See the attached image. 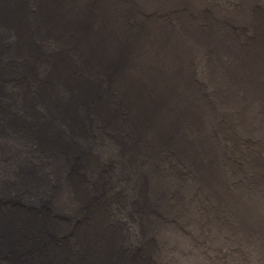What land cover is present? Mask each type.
<instances>
[{
    "label": "bare ground",
    "instance_id": "obj_1",
    "mask_svg": "<svg viewBox=\"0 0 264 264\" xmlns=\"http://www.w3.org/2000/svg\"><path fill=\"white\" fill-rule=\"evenodd\" d=\"M176 1L0 0V264H192L190 242L241 244L236 225L262 237L253 211L244 223L235 211L247 184L264 185V140L258 149L254 116L245 138L240 113L195 100L199 71L182 43L202 31L166 23L171 9L187 13L189 0ZM206 5L229 31L264 10V0ZM243 59L240 72L259 62ZM211 69L218 104L250 97L249 72ZM236 153L247 186L234 193L222 170L235 176Z\"/></svg>",
    "mask_w": 264,
    "mask_h": 264
},
{
    "label": "rangeland",
    "instance_id": "obj_2",
    "mask_svg": "<svg viewBox=\"0 0 264 264\" xmlns=\"http://www.w3.org/2000/svg\"><path fill=\"white\" fill-rule=\"evenodd\" d=\"M178 1V0H177ZM176 1V2H177ZM214 0H189L190 5L185 8V13L179 11L174 14L175 11H178V8L171 9V12L163 16V19L166 20V23H170L173 27L180 28V32H184L186 28L190 26L191 23L201 26L202 33L199 34L196 32H191V35L197 33L199 38L197 40H190L182 43V45H189L192 50V59L191 66L195 71H199L197 76L193 75V80L196 84V90L199 92L198 98L196 101H208L211 105H214L213 108L216 112H223L227 110L232 115L235 112L240 113L243 117L240 121V131H245V138L250 135L249 126L247 123V118L252 116L255 117V123L250 124V129L253 131L257 139L264 140V125H259V114L264 117V57L260 56L259 46L264 44V36L260 37V34L264 32V10L258 7V10L253 7L248 10V22L245 23L240 28H231L230 31L222 25V20H219L216 23L208 21L207 18V5L206 3L212 2ZM231 4V3H230ZM163 20V21H164ZM239 20H242L240 16ZM200 30V28H199ZM213 31L215 34L212 36L206 32ZM256 32V33H255ZM258 37V38H257ZM213 39L211 41L210 39ZM211 44H207L208 42ZM195 49L191 47V44ZM197 42V44H194ZM190 52V50H188ZM246 52L253 53L258 59H249L250 68L242 69L240 72L241 64L246 61V59L241 60V56L245 55ZM244 53V54H243ZM263 64V65H262ZM231 69L236 75L240 73H246L248 80L251 79L250 84L252 88L249 91L250 97L246 100L240 101V104H218V102L213 99V94L218 93V90L221 88L219 82L214 79L217 76V73L211 68H220L228 70ZM238 69V70H237ZM212 70V71H211ZM210 72V78L208 75ZM253 72V73H250ZM220 79V78H218ZM246 81V80H245ZM207 85L210 89H207ZM234 116V115H233ZM245 119V121H244ZM244 124L241 127L242 122ZM253 139V137L251 136ZM249 145L247 139L243 140L241 148L245 149ZM257 148L258 140L256 141ZM261 159L257 158L262 167H264V148L259 150ZM251 161L248 157V162ZM246 161L242 158L240 153H236L234 156L233 166L235 168L230 169L229 172L232 175V179L229 178V174L222 170L223 172V186L227 184L234 188V193L239 189H244L243 187H249V192L245 189V193L239 198L236 203V213L240 214V220L244 223L246 220V214L250 211H253L256 216L254 228H257L259 232H262L263 235L260 237V233L257 237L246 236L244 233L245 230L241 226L236 225L239 228L241 238H238L241 242L233 243L232 239H226V234L220 240L223 241L222 244H215L212 241H204L201 244H198L197 241L190 242L188 246L185 247L186 253L182 257L188 263L195 264H264V219H261L262 214H264V197L261 195V192L264 189V185L255 188L254 180L252 183H244V178H241L240 172L238 169L245 166ZM258 169V166H255ZM238 168V169H236ZM242 168V169H243ZM252 168L253 167H249ZM252 169H246L247 173L252 174ZM264 172V170H263ZM230 181V182H228ZM257 191L259 195H256L254 191ZM112 197L115 195V192L111 193ZM261 198L259 200L258 198ZM209 203V202H208ZM211 204V203H209ZM233 235H236L235 232ZM237 239V237H234ZM220 240H215L220 242ZM233 243V244H231ZM157 249L160 251V243L157 244ZM188 258V259H186ZM159 264V261L156 262Z\"/></svg>",
    "mask_w": 264,
    "mask_h": 264
}]
</instances>
